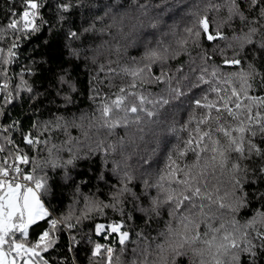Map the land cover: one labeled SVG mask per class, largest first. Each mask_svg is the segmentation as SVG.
Masks as SVG:
<instances>
[{
    "label": "trees",
    "instance_id": "1",
    "mask_svg": "<svg viewBox=\"0 0 264 264\" xmlns=\"http://www.w3.org/2000/svg\"><path fill=\"white\" fill-rule=\"evenodd\" d=\"M238 2L246 20L238 16L229 20L227 0H38V30L17 34L20 39L16 40L10 29L3 30L12 14L23 10V0H0V49L4 50L0 52V148L4 149L0 156L10 162L19 149L34 161L21 167L28 172L35 168L34 175L45 180L43 199L49 215L30 226L26 238L21 237L32 245L49 230L52 243L46 250L37 248L39 256L33 258L39 264H105L107 253L103 248L98 256L92 255L96 244L113 248L111 264H132L141 258L146 247L143 237L149 241L157 238L169 220L167 207L160 209L159 216L151 211L150 199L157 193L145 181L154 184L167 171L169 154L175 153L177 146L183 150V141L198 120L209 112L216 116L214 109L197 108L194 99L220 107L219 96H230L235 86L242 105H251L264 116V19L259 8L249 6V0ZM62 5L69 7L65 10ZM204 17L209 20L210 31L215 34L219 28L226 39L206 41L203 34L197 38L185 31H195L196 21ZM136 19L157 23V27H145L130 35L129 21ZM252 28L256 31L251 33L249 43L246 35ZM72 32L77 33L75 38L70 36ZM14 40L15 56L9 58L7 49ZM180 41L187 43L181 46ZM157 47L167 49L163 61L153 64L150 76L145 73L143 81L137 79L136 87L129 88L132 78L121 69L135 66L133 61L142 67L146 49ZM233 58L241 63L224 64L225 59ZM204 68L206 74L202 73ZM213 70L217 72L215 78L211 76ZM241 71L252 74L247 96L254 99L245 98L242 81L232 75ZM202 74L209 84L200 82ZM155 77L161 79L156 81ZM227 79L232 84L222 83ZM192 84L200 87L190 88ZM213 85L227 88V92H210ZM176 87L186 95L173 99L170 89ZM121 88L149 101L163 97L170 103L163 107L146 103L145 107L156 115L149 120L140 113V124L112 130L100 127L101 105L121 95ZM205 95L207 100L202 99ZM129 116L131 119L132 114ZM228 123L236 126L234 121ZM186 124L187 130H183ZM210 126L215 129L214 119ZM200 127L209 130L208 125ZM26 136L36 139L32 145L26 143ZM217 138L227 144L222 134L213 132L212 139ZM251 140L261 154L252 152L240 159L238 171L231 167L236 161L233 154L223 174L217 171L216 178H210L209 191L218 187L223 202L231 208L244 198L246 206L234 214L224 209V218L230 220L234 215L241 225L257 218L255 229L249 230L254 247L251 253H240L239 264H264V241L256 234L262 227L260 213H264V172L260 171L264 168V135L257 131ZM204 143L212 147L210 141ZM69 159L71 164H67ZM173 159L179 165L192 162L190 154H174ZM125 174L131 179L125 180ZM235 180L240 181L242 191L234 189ZM125 185L130 192L113 201V193ZM109 204L114 206L105 207ZM49 219L57 221L55 229L46 222ZM97 224L106 227L97 233ZM116 224L121 225V232L129 233L123 246L120 233H112L108 227ZM156 255L153 251L150 259ZM189 259L176 257L175 264H189ZM168 264H172L170 256Z\"/></svg>",
    "mask_w": 264,
    "mask_h": 264
},
{
    "label": "snow or ice",
    "instance_id": "2",
    "mask_svg": "<svg viewBox=\"0 0 264 264\" xmlns=\"http://www.w3.org/2000/svg\"><path fill=\"white\" fill-rule=\"evenodd\" d=\"M229 5V20L233 16H238L241 20L247 18L241 11L240 2L238 0H227ZM23 10L18 14L13 13L12 18L6 25L3 32L11 30L16 36V40L20 39L23 33H32L38 30L36 18L39 14L38 10L41 5L38 0H23ZM251 8L260 9V18L264 19V0H249ZM67 10L69 5H62ZM218 7V6H217ZM146 15V14H145ZM129 27L132 33H139L145 27L156 28L157 23H145V21L136 19L129 21ZM193 28H186L185 31L189 35H194L199 38L203 34L206 41H216L217 39H226L219 31V28L213 34L210 31V23L207 17L198 19ZM87 31V30H86ZM256 29H250L246 35V42H251V33ZM3 32H0V39L3 38ZM70 36L75 38L77 33L72 32ZM181 46L187 41H180ZM231 46V45H229ZM17 47L15 40L7 49L9 58L15 56L13 49ZM0 49V52H3ZM167 49L161 51L160 47L147 48L139 66L133 61L131 67L121 69V71L132 78V83L129 88L136 87V80H144V74H151L152 65L157 62H162L164 59L163 53ZM210 59V58H209ZM239 59H225L224 64L239 65ZM251 67V66H250ZM202 73H207V68L202 69ZM238 76L242 83L240 88L244 91L246 99H254L247 96V89L251 87L248 83L251 78V73L243 71L232 73ZM212 77H217L216 70L211 73ZM63 79V78H62ZM161 77H155L159 81ZM201 83L209 84V81L204 80V75L199 77ZM225 85L232 84L230 79L222 81ZM7 88V84L3 86ZM199 84H192L190 88H199ZM210 92L226 93L227 88L220 86H210ZM121 95H117L116 99L110 104L104 103L100 107V119L102 123L100 127L109 130L117 127H127L130 123L140 124L143 113L145 117L153 118L156 112L148 110L145 107L146 103L158 104L161 107L168 105L170 101L161 97L158 101H149L143 95H138L134 91H127L125 88L120 89ZM170 93L173 94V99H179L186 95L179 87L171 88ZM10 97H6V100ZM202 99L207 100V95ZM194 104L197 108H205L216 112L213 118L211 113L196 122V127L193 132L189 133V138L183 141V150L177 146L175 153H170L168 156L169 164L166 165L167 171L162 172L156 179L154 184H145L148 187L155 188L157 195L151 197V211L156 215H160V209L167 207L169 220L165 222V229L158 233L157 238H152L149 241L148 237H143L146 242V247L140 253L141 258L132 261V264H168V257L172 258V264H175L176 257H189V264H239V255L241 252H252L254 247L252 233L250 229H255L257 218L254 217L251 221L241 225L238 220L233 218L226 220L224 218V209L235 213L240 207L246 206L244 198L237 200L236 208L226 205L223 202V197L219 195V188L215 191H209L211 183L210 178H216L217 171L223 174V170L232 161L233 154L236 156V161L231 163L233 170L240 169L239 160L247 158L249 153L255 152L261 154V149L257 148L252 143L251 137L257 135L259 131L264 135V116L260 111H254L251 105L243 104L240 100V92L235 86L231 88V95H220L217 107L216 103H202L201 99H194ZM232 105V106H230ZM264 106V100L262 105ZM235 109V111H234ZM122 113V115H121ZM129 114H132L130 119ZM215 120L216 127L212 129L210 122ZM223 121V122H222ZM229 121L236 122L233 127ZM191 123V119L189 121ZM201 125H208L209 130L203 131ZM91 126V122H90ZM56 127H60L59 124ZM186 124L183 130H187ZM141 132L143 128L139 129ZM213 132L222 134L227 140L224 145L219 138L212 139ZM194 133V134H193ZM27 144L32 145L34 141L27 136L24 137ZM206 140L211 142L212 147L209 149ZM8 143H11L9 140ZM47 143V141H45ZM53 148H56L53 145ZM72 149L70 148L69 151ZM113 150H115L113 148ZM4 151L0 148V153ZM51 154L52 149L48 150ZM209 151L211 155H208ZM179 157H192V162L179 165L173 159V155ZM34 163L27 155L20 154L17 149V154L9 162L7 157L0 156V264H39L34 257L39 256L37 248L43 246L44 250L52 243L49 241V230H45L40 234L35 244L28 245L21 237L28 236V229L32 225H36L37 221L44 220L49 215L48 210L44 207L41 196L46 191V183L43 178H37L34 175L36 169L28 172L21 167ZM69 159L67 164H71ZM37 167H40L37 165ZM52 167H55L53 164ZM260 171L264 172V168ZM125 180H130L131 177L125 174ZM234 189L242 191L239 180H235ZM130 189L125 185L112 195L113 201H119ZM135 197L136 194L132 193ZM146 195V194H145ZM87 199V198H85ZM114 204L105 205V207H113ZM51 229H55L56 220L49 219L46 221ZM260 223L262 227L257 230V235L264 241V213H260ZM72 227V225H69ZM105 225L97 224L96 232L100 233L105 229ZM112 233H120L119 243L125 245L129 238L128 232H121V225H109ZM17 233L20 236H17ZM154 244V249H153ZM264 247V243L261 244ZM107 253L105 264H111L113 259V248L104 247L100 244L95 245L93 257L98 256L101 250ZM6 249V250H5ZM123 251V248L121 249ZM136 253V249L132 250ZM153 251L157 253L155 259H150L153 256ZM167 254V255H165ZM46 264V262H45Z\"/></svg>",
    "mask_w": 264,
    "mask_h": 264
},
{
    "label": "rangeland",
    "instance_id": "3",
    "mask_svg": "<svg viewBox=\"0 0 264 264\" xmlns=\"http://www.w3.org/2000/svg\"><path fill=\"white\" fill-rule=\"evenodd\" d=\"M44 193H43V195L41 196V199H42V202H43V204H44V207L48 210V208H47V206H46V204H45V202H44V199H43V197H44ZM48 213H49V211H48Z\"/></svg>",
    "mask_w": 264,
    "mask_h": 264
},
{
    "label": "built area",
    "instance_id": "4",
    "mask_svg": "<svg viewBox=\"0 0 264 264\" xmlns=\"http://www.w3.org/2000/svg\"><path fill=\"white\" fill-rule=\"evenodd\" d=\"M29 139H32L33 141L34 140H36L35 138H33V137H30V136H27ZM20 154H22L21 152H20ZM12 161V159L10 160V162Z\"/></svg>",
    "mask_w": 264,
    "mask_h": 264
},
{
    "label": "water",
    "instance_id": "5",
    "mask_svg": "<svg viewBox=\"0 0 264 264\" xmlns=\"http://www.w3.org/2000/svg\"><path fill=\"white\" fill-rule=\"evenodd\" d=\"M36 257H34V259H35Z\"/></svg>",
    "mask_w": 264,
    "mask_h": 264
}]
</instances>
